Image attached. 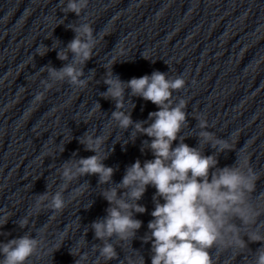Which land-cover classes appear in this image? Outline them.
Listing matches in <instances>:
<instances>
[{"label": "clouds", "instance_id": "9594fccd", "mask_svg": "<svg viewBox=\"0 0 264 264\" xmlns=\"http://www.w3.org/2000/svg\"><path fill=\"white\" fill-rule=\"evenodd\" d=\"M88 2L66 0L62 12L65 17L74 13L80 21ZM66 27L75 35L63 50L57 51V58L65 62L64 65L60 68L50 64L42 67L47 72L46 86L49 89L58 83L83 88L91 79L90 75L85 76L84 69L92 60L99 43L98 35L94 34L95 29L89 22L69 23ZM56 42L58 45L61 43L59 40ZM53 50H57V46L49 48L42 44L37 55L43 57ZM115 63H111L110 70L106 72L103 84L107 90L101 93L103 99L115 104L109 123L115 122L122 133L132 129L125 145L129 141L134 143L138 136L150 138V141L142 142L141 152L149 150L153 159L143 163L137 159L126 167L121 181L116 183L113 176L117 169L104 163L114 150L107 147L108 138L97 135L94 129L87 130L78 138L79 143L94 155L77 158L78 154L74 152L72 158L64 161L57 169L60 179L57 190L52 192L46 188L45 192L35 195V212H61L66 207L64 193L69 186L85 176H97L98 185L107 186L103 187L100 195L109 206L105 209L106 215L93 221L90 228L94 239L100 241L93 250L98 253V259L108 262L118 257L111 241L115 239L131 244L141 229L143 222L135 217L147 209L139 201L152 186L156 190L152 197V220L147 225L148 232L141 238L143 243L151 244V264H214L212 251L229 249H249L253 253L252 264H264V205L256 202L260 196L257 194L260 178L248 159L236 152L233 165L220 167L219 155L234 150L228 140L207 130L208 125L203 118L193 117L198 122V146L191 147L184 142L186 136L181 133L188 126L187 104L182 97L174 96L185 86L181 76L171 78L168 73L157 70L150 75L122 81L113 74ZM128 89L129 97H139L157 106V111L148 114L151 123L133 121L131 110L135 104L130 99L125 100ZM128 103H131L130 109L126 108ZM97 107L101 111L98 102L93 111ZM176 141L179 142L173 147ZM65 144L62 143L60 153L65 150ZM206 147H211L213 154L205 155ZM85 186L91 188L84 181L73 193L81 194ZM8 220V217L0 218V228ZM16 223L25 229L28 217ZM39 244L40 241L30 231L0 242V264H28ZM251 244H259L260 247L253 250L249 247ZM70 252L73 255L71 249ZM85 258L81 256L75 264H81ZM139 260L140 264H145L141 254Z\"/></svg>", "mask_w": 264, "mask_h": 264}]
</instances>
